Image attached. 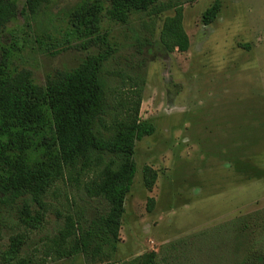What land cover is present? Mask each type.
Listing matches in <instances>:
<instances>
[{"label":"rangeland","instance_id":"1","mask_svg":"<svg viewBox=\"0 0 264 264\" xmlns=\"http://www.w3.org/2000/svg\"><path fill=\"white\" fill-rule=\"evenodd\" d=\"M16 1L17 16L0 40L12 70L29 69L43 85L56 70L106 48L101 77L115 106L110 113L139 89V118L154 125L135 142L136 173L112 262L155 251L159 264H237L243 247L230 223L264 207V0H219L208 25L202 13L215 0H160L126 23L103 17L96 30L72 26L81 0H49L35 14ZM175 6L189 37L184 52H166L159 42ZM145 165L157 171L151 189ZM25 199L0 202V264L14 236L23 238L19 255L31 264H87L80 253L58 257L55 241L71 222L84 225L106 210L105 201L87 196L82 183L60 180L43 197L42 220L33 228L19 217ZM37 210L30 206L31 215Z\"/></svg>","mask_w":264,"mask_h":264},{"label":"trees","instance_id":"2","mask_svg":"<svg viewBox=\"0 0 264 264\" xmlns=\"http://www.w3.org/2000/svg\"><path fill=\"white\" fill-rule=\"evenodd\" d=\"M159 1L81 0L71 13L72 26L96 30L103 17L126 23L132 13L148 11ZM48 2L25 0L31 14ZM219 11L220 2L215 0L202 13V23L213 22ZM17 13L16 0H0V40L6 24ZM182 21L181 6L164 17L159 42L166 52L188 50L189 37ZM109 55L106 48L89 54L71 69L56 70L40 85L33 81L29 69L12 70L0 54V202L28 198L23 200L19 217L36 228L42 220L43 197L58 181L66 179L75 186L82 183L87 196L105 201L106 210L98 211L84 225L71 222L55 241L56 255L80 253L87 264H159L155 251L123 263L112 262L125 197L136 173L135 142L155 128L139 118V89H133L120 104V115L110 113V108L115 112V106L108 104L101 77ZM106 118H110L109 126L103 122ZM143 179L145 187L151 189L157 171L145 165ZM153 202L150 197L147 210L152 209ZM34 204L38 210L31 215ZM230 225H236L243 247L237 264H264V207ZM63 243L68 246H61ZM22 244L21 236L12 237L3 254L4 264H31L30 259L19 255Z\"/></svg>","mask_w":264,"mask_h":264}]
</instances>
